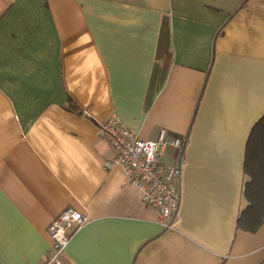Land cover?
I'll return each instance as SVG.
<instances>
[{
    "label": "crops",
    "instance_id": "obj_1",
    "mask_svg": "<svg viewBox=\"0 0 264 264\" xmlns=\"http://www.w3.org/2000/svg\"><path fill=\"white\" fill-rule=\"evenodd\" d=\"M263 113L264 0H0V264L41 262L65 207L87 221L63 264H260L264 220L236 216ZM110 117L181 143L171 229L104 167Z\"/></svg>",
    "mask_w": 264,
    "mask_h": 264
},
{
    "label": "built area",
    "instance_id": "obj_2",
    "mask_svg": "<svg viewBox=\"0 0 264 264\" xmlns=\"http://www.w3.org/2000/svg\"><path fill=\"white\" fill-rule=\"evenodd\" d=\"M159 131L156 140H142L114 117L100 122L96 128V134L112 149V157L104 161V167H121L125 183L139 190L143 204L156 213V223L168 230L173 226L179 206L180 164L167 167L161 161L167 146L180 147L181 143L166 131ZM86 221V214L71 207L61 210L47 224L49 246L43 260L37 264H63L71 235ZM260 264H264V260Z\"/></svg>",
    "mask_w": 264,
    "mask_h": 264
},
{
    "label": "trees",
    "instance_id": "obj_3",
    "mask_svg": "<svg viewBox=\"0 0 264 264\" xmlns=\"http://www.w3.org/2000/svg\"><path fill=\"white\" fill-rule=\"evenodd\" d=\"M68 104L71 109L75 108L71 101ZM245 140L239 190L244 206L236 216V227L255 232L264 220V113L251 126Z\"/></svg>",
    "mask_w": 264,
    "mask_h": 264
}]
</instances>
